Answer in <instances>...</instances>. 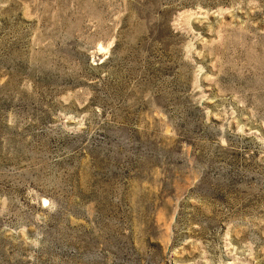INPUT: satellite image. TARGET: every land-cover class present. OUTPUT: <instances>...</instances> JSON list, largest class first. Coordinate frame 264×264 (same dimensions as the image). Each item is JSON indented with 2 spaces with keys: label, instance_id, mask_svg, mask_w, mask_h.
I'll return each instance as SVG.
<instances>
[{
  "label": "rangeland",
  "instance_id": "rangeland-1",
  "mask_svg": "<svg viewBox=\"0 0 264 264\" xmlns=\"http://www.w3.org/2000/svg\"><path fill=\"white\" fill-rule=\"evenodd\" d=\"M0 264H264V0H0Z\"/></svg>",
  "mask_w": 264,
  "mask_h": 264
}]
</instances>
